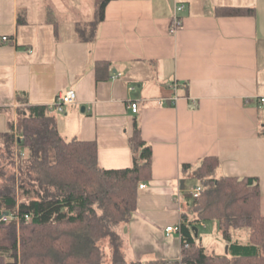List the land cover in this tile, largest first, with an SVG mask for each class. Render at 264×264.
Segmentation results:
<instances>
[{
    "label": "crops",
    "instance_id": "0c3cea01",
    "mask_svg": "<svg viewBox=\"0 0 264 264\" xmlns=\"http://www.w3.org/2000/svg\"><path fill=\"white\" fill-rule=\"evenodd\" d=\"M93 11L94 0H0V112L48 108L74 89L73 103L49 112L64 138L96 142L103 168L132 164L135 120L150 177L119 233L131 258L176 259L179 233L165 228L189 208L204 156L217 157L215 176H255L264 194V0H109L82 41L76 26Z\"/></svg>",
    "mask_w": 264,
    "mask_h": 264
},
{
    "label": "trees",
    "instance_id": "16d2710c",
    "mask_svg": "<svg viewBox=\"0 0 264 264\" xmlns=\"http://www.w3.org/2000/svg\"><path fill=\"white\" fill-rule=\"evenodd\" d=\"M108 1L94 0L92 20L77 24L82 41L94 38ZM217 11L240 14L253 9ZM18 116L15 128L11 124L0 134L2 155L8 158L0 166V264H264V213L255 176H215L217 157L204 156L192 172L201 186L198 196L189 194L192 218L181 213L179 257L128 259L118 228L136 209L138 185L150 177L151 165V148L137 122L128 137L132 164L103 168L96 142L61 136L46 106L25 104ZM208 221L216 222L226 253H208L195 238L198 224ZM240 227L249 229L247 242L233 236V229ZM103 239L109 261L99 244Z\"/></svg>",
    "mask_w": 264,
    "mask_h": 264
},
{
    "label": "rangeland",
    "instance_id": "374dc122",
    "mask_svg": "<svg viewBox=\"0 0 264 264\" xmlns=\"http://www.w3.org/2000/svg\"><path fill=\"white\" fill-rule=\"evenodd\" d=\"M23 106H18L15 108L14 113L10 110L0 112V134L7 131L10 128V125L13 124L15 128V124L19 120L18 116V109L22 108ZM14 134H16V131L14 129ZM3 141V137L0 135V166H4V163L7 161V157L5 155H2L3 148L1 146V142ZM18 148L15 146V152H14V160L15 166L17 165V158H18ZM4 162V163H3ZM7 167V165H6ZM8 168V167H7ZM192 183H196L197 181L193 178H191ZM261 212L264 213V194L261 196ZM190 207H184V212L188 215V218H192V213L190 212ZM204 225V224H202ZM125 228L127 230V222L125 224H121L118 229ZM198 232L195 238L197 239L198 242H200L204 248L205 251L208 253H226L227 252V243L224 241V239L221 237L220 231L217 227L216 222L214 221H208L206 222V226H200L198 225ZM233 236L236 238L238 241L244 243L247 242L248 239V234H249V229L247 227H240L237 229H233ZM99 244L102 246L103 250L106 253V258L107 261H109L110 253H109V248L107 245L106 240H101ZM127 246V243L124 245V254L125 257L128 259H134L133 257L131 258L128 254L127 251H125V248ZM150 256H146L142 259H149Z\"/></svg>",
    "mask_w": 264,
    "mask_h": 264
},
{
    "label": "built area",
    "instance_id": "2783aa9c",
    "mask_svg": "<svg viewBox=\"0 0 264 264\" xmlns=\"http://www.w3.org/2000/svg\"><path fill=\"white\" fill-rule=\"evenodd\" d=\"M183 8V5L180 4L179 6H177V9H181ZM180 25V19L175 16L172 20V27L176 28ZM2 40H7V37L6 36H2ZM75 101V91L74 89L70 88V87H66V88H63L59 91V93L57 94L56 96V99L48 106L49 109H56L58 111H63V108H64V105L66 104H70V103H73ZM261 102L262 104L264 105V97L261 98ZM131 108L133 111H136L137 109V104L135 102H132L130 104ZM17 136V135H15ZM145 186V183L144 182H141L139 183L138 187L141 188V187H144ZM200 191H201V186L200 185H197V186H194L191 191H190V196L191 197H195V196H198L200 194ZM2 218H5V216H3ZM166 230V233L167 234H170V233H173V232H178L179 233V223L178 224H175V225H168L166 226L165 228Z\"/></svg>",
    "mask_w": 264,
    "mask_h": 264
},
{
    "label": "water",
    "instance_id": "95a60500",
    "mask_svg": "<svg viewBox=\"0 0 264 264\" xmlns=\"http://www.w3.org/2000/svg\"><path fill=\"white\" fill-rule=\"evenodd\" d=\"M5 215L7 214L6 212L4 213ZM197 235V231H196V228H195V232H194V236Z\"/></svg>",
    "mask_w": 264,
    "mask_h": 264
}]
</instances>
